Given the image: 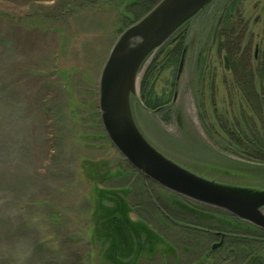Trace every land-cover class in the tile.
<instances>
[{
    "label": "rangeland",
    "instance_id": "rangeland-1",
    "mask_svg": "<svg viewBox=\"0 0 264 264\" xmlns=\"http://www.w3.org/2000/svg\"><path fill=\"white\" fill-rule=\"evenodd\" d=\"M132 1L0 0V264H103L92 223L96 191L109 188L128 190L130 219L175 245L163 249L170 264H212L203 249L217 251L219 236L200 238L182 198L143 179L98 135L103 63L119 34L159 0ZM225 5L217 0L186 27L178 77L167 58L177 36L149 57L137 116L160 148L264 180V161L256 160L264 157L244 149L264 140V106L249 102L245 84L264 95L254 76L264 58V0H242L221 38Z\"/></svg>",
    "mask_w": 264,
    "mask_h": 264
},
{
    "label": "water",
    "instance_id": "water-1",
    "mask_svg": "<svg viewBox=\"0 0 264 264\" xmlns=\"http://www.w3.org/2000/svg\"><path fill=\"white\" fill-rule=\"evenodd\" d=\"M216 1L159 0L119 34L98 78L100 124L111 146L143 179L264 231V180L259 173L197 164L162 149L146 135L137 116L140 75L149 57L181 28L198 22ZM187 47L186 37L177 77L182 73ZM224 61L227 69L226 57ZM219 235L222 239L223 234Z\"/></svg>",
    "mask_w": 264,
    "mask_h": 264
},
{
    "label": "trees",
    "instance_id": "trees-1",
    "mask_svg": "<svg viewBox=\"0 0 264 264\" xmlns=\"http://www.w3.org/2000/svg\"><path fill=\"white\" fill-rule=\"evenodd\" d=\"M241 1L227 0V5L222 9L219 21L221 38L227 37L226 32L227 28L231 26L232 14ZM135 2L136 0L132 1L131 5ZM175 36H177L178 43L168 53V64L172 65L178 62L181 44L184 39V29L178 31L173 37ZM173 37L164 46L168 45ZM254 76L260 78L262 85H264V58L257 64ZM245 84L247 85V91L250 92V97L248 95L246 97L249 102L258 103V109L261 111V107L264 106V95L253 92L254 85L250 79ZM145 106L150 108L148 102H145ZM257 111L258 116H260L261 113L259 110ZM94 116L99 137L107 139L102 130L98 114ZM244 146H246L244 148L246 153L259 154L264 157V140H248ZM256 160L264 161V158ZM96 192L100 202L95 207L98 214L93 218L92 224L95 228L96 240L102 249L100 260L103 264H150L155 257L160 258L162 263L164 260V264H170L169 259L172 257L163 253V249L172 248L171 250H173L175 245H173L174 247L168 245L158 231L143 221L130 219L131 206L127 201L128 190L109 188L97 190ZM154 201L157 202L156 199ZM182 202L181 210L188 217L186 221L193 225V229L200 238L209 239L212 232L216 231L225 234L223 243L217 251L211 252L206 248L203 249L206 256L210 257V263L264 264V231L239 221L226 212L195 204L184 198H182ZM175 263H177L176 260Z\"/></svg>",
    "mask_w": 264,
    "mask_h": 264
},
{
    "label": "flooded vegetation",
    "instance_id": "flooded-vegetation-1",
    "mask_svg": "<svg viewBox=\"0 0 264 264\" xmlns=\"http://www.w3.org/2000/svg\"><path fill=\"white\" fill-rule=\"evenodd\" d=\"M186 27H189L188 25H186V26H184L183 28H181L180 30H182V29H184V31H185V29H186ZM188 29V28H187ZM179 30V31H180ZM186 35H185V33H184V39H183V41H182V44H181V49H180V53H179V56H178V65H177V70H176V73H177V71H178V66H179V62H180V60H181V58H182V54H183V51H184V45H185V39H186ZM178 43V42H177ZM173 49V48H172ZM171 49V50H172ZM170 50V51H171ZM167 58L169 59V54L167 55ZM256 58H257V55H256V48H255V54H254V59L256 60ZM175 97H176V94H175V92H173V94H172V99H171V103H175ZM172 105V104H171ZM149 109V108H148ZM153 111H159V107H155L154 109H152ZM177 116H178V113L176 114ZM215 235H218L219 236V242L221 241V243H220V245L218 246V247H216V248H220V246L222 245V243H223V240H224V236H223V238L221 239V237H220V235H219V233H217V232H215ZM212 250V249H211Z\"/></svg>",
    "mask_w": 264,
    "mask_h": 264
}]
</instances>
